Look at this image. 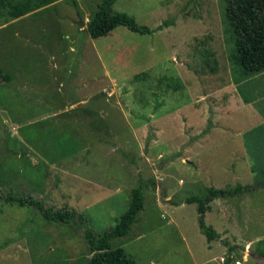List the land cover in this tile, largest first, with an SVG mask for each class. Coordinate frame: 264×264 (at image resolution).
I'll use <instances>...</instances> for the list:
<instances>
[{
    "label": "rangeland",
    "instance_id": "obj_1",
    "mask_svg": "<svg viewBox=\"0 0 264 264\" xmlns=\"http://www.w3.org/2000/svg\"><path fill=\"white\" fill-rule=\"evenodd\" d=\"M101 1L0 26V188L88 219L49 223L0 199V264H87L85 229L114 228L136 187L139 220L110 241L136 264H264V73L235 83L224 1L117 0L141 25L175 24L94 39ZM238 186L206 201L209 242L188 200Z\"/></svg>",
    "mask_w": 264,
    "mask_h": 264
},
{
    "label": "trees",
    "instance_id": "obj_2",
    "mask_svg": "<svg viewBox=\"0 0 264 264\" xmlns=\"http://www.w3.org/2000/svg\"><path fill=\"white\" fill-rule=\"evenodd\" d=\"M60 0H0V20L5 25L43 7ZM225 4L223 24L225 34L233 44L231 61L234 65L235 83L238 85L264 73V0H223ZM117 0H102L89 19L84 29L94 39L108 36L119 26H125L130 31L141 35H153L175 24L173 19L163 21L156 29L141 25L137 20L123 12L114 10ZM74 7L80 11L76 1ZM8 82L12 77L0 73V81ZM264 190V180L261 183ZM242 189V190H241ZM245 189L240 186L233 189L213 188L205 198H192L189 202H198L199 226L209 242L216 239L214 227L207 224L206 201L217 198H231L241 194ZM0 199L21 206L36 207L49 223H66L79 221L88 224V219L75 210L68 208L47 207L42 201L25 194L17 195L14 188H0ZM144 209V198L141 187L131 190L128 207L118 219L117 225L98 235L90 227L84 231V237L89 244V259L87 264H136V261L124 248L112 249L110 241L115 237L128 235L133 225L139 220Z\"/></svg>",
    "mask_w": 264,
    "mask_h": 264
},
{
    "label": "built area",
    "instance_id": "obj_3",
    "mask_svg": "<svg viewBox=\"0 0 264 264\" xmlns=\"http://www.w3.org/2000/svg\"><path fill=\"white\" fill-rule=\"evenodd\" d=\"M221 262L223 263V264H226V263H232V264H243V262L242 261H240V260H233V258H221Z\"/></svg>",
    "mask_w": 264,
    "mask_h": 264
},
{
    "label": "crops",
    "instance_id": "obj_4",
    "mask_svg": "<svg viewBox=\"0 0 264 264\" xmlns=\"http://www.w3.org/2000/svg\"><path fill=\"white\" fill-rule=\"evenodd\" d=\"M61 1V0H60ZM60 1H58V2H60ZM57 3V2H56ZM55 4V3H54ZM53 5V4H52ZM48 6H51V5H48ZM42 9V8H41ZM27 16V15H26ZM249 256V254H248V252H246V255H245V257H244V260H245V262L247 261V257ZM233 260H234V258H233Z\"/></svg>",
    "mask_w": 264,
    "mask_h": 264
},
{
    "label": "water",
    "instance_id": "obj_5",
    "mask_svg": "<svg viewBox=\"0 0 264 264\" xmlns=\"http://www.w3.org/2000/svg\"><path fill=\"white\" fill-rule=\"evenodd\" d=\"M81 24H82V25H85L84 22H82V21H81Z\"/></svg>",
    "mask_w": 264,
    "mask_h": 264
}]
</instances>
